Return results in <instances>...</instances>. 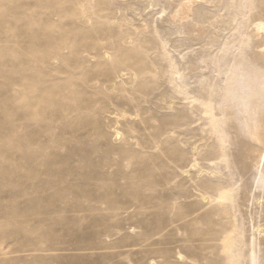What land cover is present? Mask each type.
Returning <instances> with one entry per match:
<instances>
[{
	"label": "rangeland",
	"instance_id": "rangeland-1",
	"mask_svg": "<svg viewBox=\"0 0 264 264\" xmlns=\"http://www.w3.org/2000/svg\"><path fill=\"white\" fill-rule=\"evenodd\" d=\"M261 21L264 0H0V264H264Z\"/></svg>",
	"mask_w": 264,
	"mask_h": 264
},
{
	"label": "bare ground",
	"instance_id": "bare-ground-1",
	"mask_svg": "<svg viewBox=\"0 0 264 264\" xmlns=\"http://www.w3.org/2000/svg\"><path fill=\"white\" fill-rule=\"evenodd\" d=\"M257 29L258 30H263L264 29V22H260L258 25H257ZM134 70V69H133ZM31 92V91H30ZM53 98V97H52ZM51 99V98H50ZM56 100H58V99H56ZM254 103H253V99H250V101L249 102H245V103H241L240 105L242 106V107H244V111H246V112H249L250 110H251V106L253 105ZM52 114V113H51ZM123 115H125V114H123ZM123 117V116H122ZM54 119V118H53ZM254 122V121H253ZM256 125H258V123L256 124ZM257 132H258V128H256V127H254V129H253V139L254 138H256L257 140H260V136L257 134ZM117 135H118V137H121V134L120 133H116ZM258 144V143H257ZM131 152V151H130ZM199 165V163L198 162H194L193 164H192V168H196L197 166ZM264 169V168H263ZM187 172H185L184 174H186ZM202 173H205V174H208V175H210V176H213V175H216V173L217 172H215V171H202ZM262 175H264V172H263V174ZM263 178H264V176H263ZM262 178V180H261V182H260V184H259V186H261V188H264V179ZM215 190H219V194L220 195H222L221 196V198L219 199V205L220 206H224L225 205V203H224V196H225V188L223 187V185L222 184H218V187H215ZM206 197H205V200H210V198L209 197H207V195H205ZM206 203V202H205ZM218 204V203H217ZM226 212V211H225ZM224 212V213H225ZM228 213V212H227Z\"/></svg>",
	"mask_w": 264,
	"mask_h": 264
}]
</instances>
